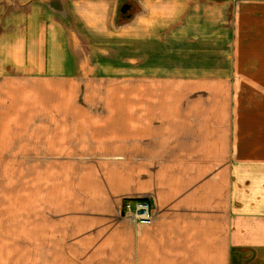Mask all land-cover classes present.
Returning <instances> with one entry per match:
<instances>
[{"label":"crops","instance_id":"0c3cea01","mask_svg":"<svg viewBox=\"0 0 264 264\" xmlns=\"http://www.w3.org/2000/svg\"><path fill=\"white\" fill-rule=\"evenodd\" d=\"M39 153L0 264H264V0H0V167Z\"/></svg>","mask_w":264,"mask_h":264},{"label":"rangeland","instance_id":"374dc122","mask_svg":"<svg viewBox=\"0 0 264 264\" xmlns=\"http://www.w3.org/2000/svg\"><path fill=\"white\" fill-rule=\"evenodd\" d=\"M102 88L107 92L108 87ZM150 88L152 92H159V87L152 86ZM116 89L117 87L114 88V92H117ZM111 91L113 92V90ZM38 157V159L36 157H33L32 160L28 159L27 164L0 167V206L13 207L10 213L0 214L2 220L50 222V205L56 204L53 193H56L54 190L58 189L56 172L61 173L62 167L44 164L43 162L50 160L43 154L39 153ZM36 161L38 165H30V162ZM2 195L3 197H1ZM119 211L118 215L124 221L137 224L131 217L133 210L131 215L126 210L123 211V208Z\"/></svg>","mask_w":264,"mask_h":264},{"label":"built area","instance_id":"2783aa9c","mask_svg":"<svg viewBox=\"0 0 264 264\" xmlns=\"http://www.w3.org/2000/svg\"><path fill=\"white\" fill-rule=\"evenodd\" d=\"M133 204V206H131ZM123 211H127L131 215L133 220L142 226H148L152 223V212L149 203L145 200H136L125 203L123 206Z\"/></svg>","mask_w":264,"mask_h":264},{"label":"trees","instance_id":"16d2710c","mask_svg":"<svg viewBox=\"0 0 264 264\" xmlns=\"http://www.w3.org/2000/svg\"><path fill=\"white\" fill-rule=\"evenodd\" d=\"M128 201H125L124 203H123V205L125 204V203H127Z\"/></svg>","mask_w":264,"mask_h":264},{"label":"water","instance_id":"95a60500","mask_svg":"<svg viewBox=\"0 0 264 264\" xmlns=\"http://www.w3.org/2000/svg\"><path fill=\"white\" fill-rule=\"evenodd\" d=\"M124 10H126V8ZM124 10L122 12H124Z\"/></svg>","mask_w":264,"mask_h":264}]
</instances>
